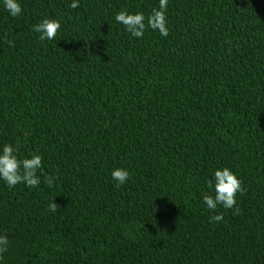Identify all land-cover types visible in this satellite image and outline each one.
<instances>
[{"label": "trees", "instance_id": "trees-1", "mask_svg": "<svg viewBox=\"0 0 264 264\" xmlns=\"http://www.w3.org/2000/svg\"><path fill=\"white\" fill-rule=\"evenodd\" d=\"M20 2L0 6V145L43 167L0 181V264H264V0H169V35L141 39L114 15L158 0ZM222 167L243 192L216 223L201 194Z\"/></svg>", "mask_w": 264, "mask_h": 264}, {"label": "clouds", "instance_id": "clouds-1", "mask_svg": "<svg viewBox=\"0 0 264 264\" xmlns=\"http://www.w3.org/2000/svg\"><path fill=\"white\" fill-rule=\"evenodd\" d=\"M169 0H158V7H154L151 12L145 16L143 12H132L122 9L115 13V23L122 25L125 33L132 38L141 39L147 30L158 32L160 36L169 35L167 8ZM0 6L12 18L22 15L23 9L20 0H0ZM80 6V0H71L67 7L77 9ZM61 30V22L57 19L44 18L40 22L33 24L31 31L37 34L39 41H52ZM9 45L12 41H7ZM42 157L36 154L21 156L19 153V144L13 145L4 143L0 145V181L11 189L18 184H23L27 188L38 187L41 183L38 170H42ZM111 180L114 186L119 188L125 185L130 179V173L126 168H113L111 170ZM54 176L44 177V183L51 187L54 184ZM210 190L208 194L202 193V202L207 210L216 213L209 217L210 222L219 223L224 219L222 212H217L218 207L223 209H232L233 214L239 212L237 206V194L243 192L242 182L228 167L217 168L212 171L210 179L206 181ZM57 204L51 202L48 210L55 213ZM9 240L7 235L0 234V260L4 253L8 251Z\"/></svg>", "mask_w": 264, "mask_h": 264}]
</instances>
